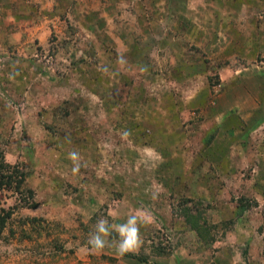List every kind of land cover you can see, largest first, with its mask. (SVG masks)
<instances>
[{"label":"rangeland","instance_id":"374dc122","mask_svg":"<svg viewBox=\"0 0 264 264\" xmlns=\"http://www.w3.org/2000/svg\"><path fill=\"white\" fill-rule=\"evenodd\" d=\"M0 151V264H264V0H0Z\"/></svg>","mask_w":264,"mask_h":264},{"label":"trees","instance_id":"16d2710c","mask_svg":"<svg viewBox=\"0 0 264 264\" xmlns=\"http://www.w3.org/2000/svg\"><path fill=\"white\" fill-rule=\"evenodd\" d=\"M233 118L235 116H230L229 120ZM223 126L224 124L220 125V127ZM216 132L217 128L210 131L204 138V143L208 144ZM6 192L15 193V197L11 203L4 196L3 200H0V236L15 208L36 206V201L33 200V191L26 186L22 172L16 166L6 162L3 153L0 151V194Z\"/></svg>","mask_w":264,"mask_h":264},{"label":"clouds","instance_id":"9594fccd","mask_svg":"<svg viewBox=\"0 0 264 264\" xmlns=\"http://www.w3.org/2000/svg\"><path fill=\"white\" fill-rule=\"evenodd\" d=\"M77 153L73 152L70 153V158L75 160L77 158ZM79 168H74L73 171H78ZM103 231V229H101ZM122 235H125V239L121 246L118 249V254L123 255L129 251H132L138 247V244L141 242L140 237L138 236L137 228H131L127 230L126 233L122 230ZM89 244H93V248L96 250L102 249L104 247L103 243L100 241L99 238H96L94 241H89Z\"/></svg>","mask_w":264,"mask_h":264}]
</instances>
